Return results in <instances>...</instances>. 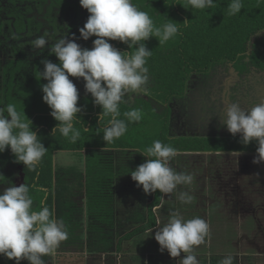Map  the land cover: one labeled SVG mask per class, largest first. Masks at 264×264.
<instances>
[{"label": "trees", "instance_id": "trees-1", "mask_svg": "<svg viewBox=\"0 0 264 264\" xmlns=\"http://www.w3.org/2000/svg\"><path fill=\"white\" fill-rule=\"evenodd\" d=\"M230 2L231 0H214L211 8L199 10L188 6L187 0H132L141 11L148 13L157 27L174 20L178 22L179 31L163 45L159 44L155 37L145 42L152 51L146 63L149 69L147 91L142 93L147 99L137 96L131 100L130 97L138 94L137 92H127L123 96L119 105L121 115L118 118L125 119L127 132L110 144L103 141L104 128L108 126L110 117L105 116L100 120L101 108L93 103L89 93L79 94L78 106L82 111L77 114L73 124L80 132V137L76 143H71L58 129L52 134V129L58 122L50 115L49 106L41 101L42 90L21 93L16 86L22 85V81H16L14 77L15 73H20V69L16 68L14 74L8 75L7 80L10 83L9 86L7 84V89L0 91V107L10 103L16 106L20 103V112L23 114L21 106L23 102L27 103L26 96L34 94V98L31 97L34 111L32 102L31 113L29 111V114H25L32 121L33 130L39 135L38 139L47 148V152L35 170L18 163V175H13V172L6 169L12 161H16L10 150L0 153V186H20L25 183L33 199V210L39 211L42 206H47L54 211L56 219L63 221L68 238L60 243L55 255L73 251L75 246L83 244L82 254L86 252L85 256L89 258L123 253L131 264H147L148 246L154 244L160 247L154 239L153 232L158 231V219L153 209L160 205L161 196L164 194L159 190L145 194L142 187H137L136 182L131 179L130 171L145 162L146 158L138 152L150 147L154 141L159 140L171 145L177 149L178 154L216 153L219 157L222 153L229 154L233 151H256L255 143L245 146L240 142L239 134L233 136L229 132L215 138L194 136L176 140L164 139L163 134V131L168 130L169 121V110L166 106L171 101H182L186 98L197 81L205 83L201 93L204 97L199 107L208 111L207 114L216 109L219 111L217 107L222 104L224 96L229 104L236 102L237 88L232 91L226 89L227 92L224 87L221 90L218 88V80L229 74H236V78L242 80L249 79L254 73L260 75V81L255 84V90H258L255 91L256 99L259 101L260 96L264 94V0H242L243 7L236 15L228 14ZM56 5L61 7L62 2L53 0L49 12ZM49 12L46 13V18L50 17ZM51 19L56 22V17L52 16ZM185 21L187 22L182 23ZM84 24L79 21L70 29L81 28ZM109 42L122 53L135 51V48L129 49L119 41ZM45 59L58 63L54 54L34 61L32 76L40 87L42 84L37 76L39 71H43L44 65L41 61ZM29 63L19 64L23 67ZM12 88H15V91L11 90ZM18 92L22 95L19 102ZM219 93L222 98L216 102ZM195 97L196 95L192 98ZM153 102H156V106ZM162 107H165V111L161 114L159 110H162ZM133 109H140L143 118L139 122L129 123L123 113ZM225 111L223 108L220 117ZM148 121L151 126L150 134L141 136L140 125ZM156 122L166 123L165 127L156 125ZM58 152L72 153L77 157V163L69 167L56 166L54 156ZM171 161H174V158ZM19 178L21 181H17ZM211 198L214 197L211 195ZM194 201L193 197L189 203L192 207ZM168 204L163 206L160 212H170L172 215L174 210H169ZM178 204L185 205L180 200ZM184 208H181V211L187 209ZM211 212V216L215 218L217 215L216 218H219L215 204L212 205ZM195 217L197 216H189L185 220ZM163 221L167 223L165 219ZM214 222L212 220L210 223L215 235L221 231V234H228V231L234 228L231 224L228 229L223 228V225L213 226ZM152 228L151 233L149 229ZM245 231L246 229L242 228L241 233ZM238 234L235 233V236L239 237ZM52 255L42 257L45 264ZM152 259L150 257V260ZM222 259L213 258L210 264H218ZM245 259L250 260V257ZM201 260L203 264L209 262L205 258ZM167 263L171 264L169 261ZM0 264H15V261L0 256ZM20 264H28V261L22 260ZM233 264H238V260L233 258Z\"/></svg>", "mask_w": 264, "mask_h": 264}, {"label": "clouds", "instance_id": "clouds-1", "mask_svg": "<svg viewBox=\"0 0 264 264\" xmlns=\"http://www.w3.org/2000/svg\"><path fill=\"white\" fill-rule=\"evenodd\" d=\"M79 4L89 13L86 23L79 29L80 38L87 41L96 37L93 47H81L74 36H65L48 48L58 63L48 59L41 61L44 68L39 71V76L47 81L41 85L42 100L58 122L52 134L58 129L71 143H76L80 132L74 128L73 121L82 108L78 106L79 91L69 77L82 78L86 93L101 108L100 120L110 117L103 132V141L110 144L127 132L125 119L118 118L123 96L127 92L147 91L149 69L146 63L152 51L145 42L155 37L159 44H165L178 34V22L170 20L157 27L148 13L141 11L132 0H79ZM187 5L203 10L211 8L214 0H187ZM242 7V0H231L228 14L236 15ZM109 41H119L129 49L135 48V51L122 53ZM48 43L42 35L34 40L33 47L36 50L45 49ZM123 116L129 123L143 118L140 109L124 112ZM25 117V112H18L14 104L0 107V153L10 150L16 162L35 170L47 148L33 130L32 121ZM221 121L230 134H239L243 145L255 143L257 155L253 163H264V103H256L247 110L238 103L229 104ZM138 153L146 158L145 162L131 170L130 175L145 194L159 190L167 195L180 185L191 184L193 177L190 174L177 172L170 166V161L178 154L171 145L156 140ZM241 154L233 151L231 156L238 158ZM29 191L23 183L0 192V256L14 260L15 264H20L22 260H27L28 264H45L42 257L54 254L60 243L68 238V233L63 221L56 219L49 207L33 210ZM178 199L188 204L193 197L182 191ZM163 200L164 196H161V203ZM149 231L152 233L153 228ZM208 234L209 225L204 219L195 217L185 220L179 213H173L168 222L155 232L154 239L160 251L166 250L172 258L181 257V253L187 254L179 259L180 264H199L191 253L195 246L205 242ZM220 264H233V257H224Z\"/></svg>", "mask_w": 264, "mask_h": 264}, {"label": "rangeland", "instance_id": "rangeland-1", "mask_svg": "<svg viewBox=\"0 0 264 264\" xmlns=\"http://www.w3.org/2000/svg\"><path fill=\"white\" fill-rule=\"evenodd\" d=\"M62 2V6L60 7V9H58V11L56 12L55 9H51V11L49 12L53 17H56V20L58 21V24H55V29L53 31L52 29H49L48 24H46L47 28L49 29L50 35H55L57 37V39L61 38V37H65V36H69V37H75L76 38V42L78 44L81 45V47L84 48H88L91 49L93 47V40L96 37H91L89 40L84 41L83 39L80 38V33H79V29L80 28H74V29H69L71 28L74 24H78L79 21L80 23H86L87 18L89 16L88 13H86V9H83L79 2L77 0H60ZM70 1V3H69ZM49 11V10H48ZM56 13V14H55ZM4 25V29L0 30V41L4 42V49L3 47L0 46V67L6 65L8 63V61L10 60L9 56V51H7L6 49V43L9 44L16 42L17 40H15L12 37V22L8 25V24H3ZM36 26L38 24H35ZM66 27H68V29H65ZM39 27L36 28L37 31H39ZM19 31H22L21 29H19ZM31 31V30H30ZM54 33V34H53ZM54 37V36H53ZM53 37H51L48 41L51 42V46L52 44H54L57 39H52ZM9 41V42H7ZM24 41V40H23ZM16 45H19L18 43ZM41 50V49H40ZM40 50H36L34 49V47L31 46H27L24 50L25 54L27 55L26 58H29L30 61L31 60H36V58L39 56V52ZM36 53V54H35ZM38 59V58H37ZM25 63V61H24ZM236 74L232 75L229 74L227 77H223L221 79L218 80V88L221 90L223 87L225 89V92H227V90L230 89V91L234 90L235 88L238 89L237 92V98H236V102L232 101V103H238L243 109L247 110L250 107H252L254 104L256 103H264V94H262L260 96V100L258 101L256 99V92L258 90H255V84L258 83V81H260V75L257 74H253L251 76H249V79L246 80H242L239 78H236ZM3 77H5L1 72H0V88L3 85L4 81H6V79H4ZM8 78V77H6ZM38 80L40 79V76H37ZM70 79L73 80L74 84L76 85L79 94L84 95L86 93L85 88H84V81L82 78L77 79L74 77H70ZM39 82L43 85L44 83H47V81L40 79ZM204 84L203 82H199L197 81L194 88H192L190 91V94L188 92L187 97L183 98L182 101L180 100H175V101H171L168 103V105L166 106L169 110V120L172 119L173 121L176 122L177 126H172V133L177 135V136H199L202 135L203 137H209L211 135H216V133L211 130L208 127V124L210 123H214L215 127L222 128V131L224 132L223 129L227 128L225 126H223L222 121L220 120L221 117L223 118L224 113H222V116L220 117V112H223V108H227V106L229 105L228 100L225 98L223 99V102L221 105H218V109L219 111L216 109L214 112H211V114H207L208 111L206 110H201L200 107L197 108V111H193L192 109L190 110L188 107L191 106L192 102H197V105L199 106V104H201L200 102L203 101V97L204 94H201L204 91ZM32 91L34 92L36 90H41V87L36 84V87L31 86L30 88ZM227 89V90H226ZM28 92V93H31ZM139 93V92H137ZM134 94V93H133ZM195 98H192L193 96H195ZM21 93L18 92L17 93V98H18V102L19 99L21 97ZM26 97H28V101L25 104L23 102V106H21V109L25 112L29 114V111L32 109L30 108V106L32 105V100L31 97L34 98V94H28ZM15 98V95H14ZM221 95L220 93L217 94V99L216 102L221 101ZM43 101V100H41ZM230 103V104H232ZM20 104V103H19ZM16 105V109L17 111H21L20 110V105ZM213 103H211L212 105ZM206 105V104H204ZM210 105V104H209ZM142 110V108H141ZM30 111V113H31ZM33 111H34V102H33ZM160 113H164L165 111V107H162V110ZM42 113V112H39ZM194 114V118H190L189 116ZM143 115V113H142ZM199 117H197V116ZM146 116V115H144ZM216 116H218L217 118H215ZM28 117V116H27ZM29 118V117H28ZM27 119V118H25ZM156 125L159 126H164L166 123H162L160 124L159 122L155 123ZM140 125V124H139ZM223 126V127H222ZM141 127V136H148L150 134L151 130V126H150V122H142V125H140ZM147 129V130H146ZM220 129V128H219ZM140 130V131H141ZM163 134L165 135L164 139H167L169 137V135L165 132H163ZM168 136V137H167ZM185 138V137H184ZM174 140V139H172ZM227 155V156H226ZM224 157L228 158V161L226 163V158H222L221 160H217V162L220 164H223L224 169L222 168V171L224 170V174H225V179L224 182H226L227 180H229L231 173L229 172V170H231L230 167V162H232L233 158L231 156V153L226 154ZM256 156H244V155H240L238 158H235L237 160H240V162L237 164L233 163L231 165H237V168L234 170V172L237 171H250L252 169H254L257 164L253 163V159ZM55 165L56 166H61V167H69L72 165H75L77 163V157H74L72 153L69 152H58L55 153ZM209 156L207 157V154L205 153H189V154H177L174 157V161H170V166L173 168L174 166V170L177 172H183L186 174H190L191 176H193V180L191 182L192 187L194 185V181H197L198 178L204 179V175L202 174L201 177L197 178V173H194V169L196 167H216L218 168V166L216 164L213 165V163H211V160H209ZM216 163V162H214ZM259 166H263L262 164H259ZM7 171H11L13 172V175H18L17 173L19 172V164L16 161H12V163H10L7 166ZM226 169V171H225ZM247 175V179H249V181L251 182L254 178H256V176L252 175V174H248ZM194 177H196L197 179H194ZM224 175H220L221 180H223ZM209 179V178H207ZM17 181H21V179H17ZM207 185H208V181H206L205 179V185H203L202 187H200V185L198 183H196V187L198 188V192L196 193V195L194 196L197 200V203L195 202V207L191 206V204H185L183 205H179V199L177 197V190L179 188H177L173 193L171 194H164V202L162 204H160L159 207L156 208L155 212L157 214V219L159 220V224L157 229L159 230V226L162 224H165L163 219H165L166 222H168L171 213L169 212V214H166V212H160V209H162L163 206H165L166 204H168L169 202L171 204H168L169 206V210H171L174 213H179L184 219H187L189 216H197V217H201L202 219H204L208 225H211L210 222L212 220H214L215 222L212 223V225H216V226H224L223 228L228 229V227L231 225L234 226V228H232L231 231H228V235H224V236H219V235H214V239L211 240L212 243V247L214 248L215 245H217V247L220 246V240L222 239H228L229 241V245H228V252L232 253V252H236L238 250H240L239 254L234 253V258H236L238 260V264H248L247 263V256H249L250 253H254L257 249H254V245L256 244V242H260L261 240V245L263 246L262 248H264V204H252L251 198H248L243 206L241 208H239L238 212V208H235L234 204H231L232 202H229V200L231 201V193L228 196L227 200L225 199L224 203L222 204V206H220L218 203L215 204V210L218 213L219 218L217 219L216 217L214 218L211 213V202L207 201L208 205H210L207 209V213H204V207L206 204L205 198L207 195ZM189 188V185H187ZM232 186V183L229 182L228 183V188ZM5 188L7 187H3L2 185L0 186V192H2ZM258 188H260L262 191L264 189V184L260 185V186H254L252 187V194L258 192ZM187 189V188H184ZM215 190L217 191V188L215 187ZM214 194L216 197H219L221 199H223L222 195L215 192ZM251 194V195H252ZM264 194V193H263ZM169 198V202L166 201ZM166 201V202H165ZM221 201V200H220ZM49 205H51V203L49 202ZM174 207V208H173ZM185 207L184 209H186L185 211H181V208ZM190 207V208H189ZM163 210V209H162ZM255 214L256 217L254 216V219H252L253 217H251V215ZM212 218V220H210ZM256 219V220H255ZM210 220V221H209ZM86 221V220H84ZM83 221V223H84ZM212 229V226H209ZM217 228V227H216ZM242 230V228H245L246 231L241 234L239 237L235 236V233H237V229ZM222 233V231H221ZM220 233V234H221ZM213 237V236H211ZM219 237V238H218ZM207 238H205L206 240ZM217 240V242H216ZM132 241V240H131ZM130 241V242H131ZM206 241L199 245V246H195L193 249L192 253H197L199 248L204 247ZM124 245V244H123ZM82 246L83 244H80L78 246H75L73 248V251L70 252H65V253H61V254H57V255H53L52 257H50L51 259L54 258L55 256L58 255H67L72 256V254H82ZM125 249V246H123V250ZM258 252H261L264 256V249L262 250L261 248L258 249ZM86 253V252H85ZM163 254V258L165 260H168L169 262H172V257H170V255L167 253V251L165 250ZM49 258V260H51ZM242 258V259H241ZM263 259V258H261ZM88 260V264H131V262H129V258L127 257L126 254L123 253H110L107 256H102L101 258H89L87 257ZM264 262V261H263ZM50 264V263H49Z\"/></svg>", "mask_w": 264, "mask_h": 264}, {"label": "flooded vegetation", "instance_id": "flooded-vegetation-1", "mask_svg": "<svg viewBox=\"0 0 264 264\" xmlns=\"http://www.w3.org/2000/svg\"><path fill=\"white\" fill-rule=\"evenodd\" d=\"M53 3V0H0V30L2 32V30L4 29V25L3 24H10L12 22V26L13 28H11L12 30V37L17 40L16 42L10 43L9 44L6 43V49L7 51H9V58L10 60L8 61V63L6 65H4L3 67H0V72L5 76L3 77L4 79H6V81H4L3 85L0 88V91L2 89H7V84L9 86V81L7 80L8 75L12 74L13 72H15L16 68L20 69V73L17 72V74H14V77L17 80L22 81V85H18L16 86L17 88L20 89V92H31L32 90L30 89L31 86L36 87V83L34 80V77L32 76L34 74V60H31L29 58H26V54L24 50L27 46H31L33 47V42L34 40L39 37V36H45L48 40L53 37L52 39H57V37L55 35H50L49 29L56 28L55 24H58V21L56 20L53 21L51 19L52 15L50 14V17L47 16L46 18V13H48L49 11V6ZM53 9L56 10V12L58 11V9H60L59 6H54ZM55 22V24H54ZM35 24H38L37 26ZM46 24H48L49 29L47 28ZM39 27V31L36 30V28ZM19 29H21L22 31H19ZM65 29H68V27H66ZM70 29V28H69ZM31 30V31H30ZM47 34V35H46ZM54 34V33H53ZM24 40V41H23ZM58 40V39H57ZM19 45H16V44ZM1 47H3L4 49V42L0 44ZM51 47V42L48 43V45L46 46L45 49H41L39 52V56L36 58L35 61L43 59V58H47L48 55H50L49 53V49ZM36 54V53H35ZM14 63H11V62ZM25 61V63H24ZM23 62L24 64H28V66H23L20 65L19 63ZM25 77V79L23 77ZM11 90L15 91V88H12ZM141 97L144 96L142 95V93H138V94H134L130 97L131 100L132 97ZM146 99L147 97L144 96ZM22 98V96H21ZM128 99V100H130ZM150 101V100H149ZM129 103H131V101H129ZM153 104L156 106V102H153ZM199 106L197 105V102H192L191 106L188 107L190 110L192 109L193 111H197V108ZM197 116V115H196ZM191 119L194 118V114L189 116ZM199 117V116H197ZM172 126H177L176 122L173 121L172 119H170L168 121V130L163 131L166 133V135H169V139H178V138H183V137H194L192 135L190 136H177L175 134L172 133ZM224 126V125H223ZM222 126V127H223ZM208 127L210 128V131L213 130L216 135H211L210 138L212 137H218L220 135H227L228 131L226 129H223L224 132L222 131V128L219 127H215L214 123H210L208 124ZM202 136V135H199ZM206 137V136H205ZM167 138V139H168ZM232 153V152H231ZM207 154V157L209 156V160H211V163L216 164L218 166V168L214 167H196L194 169V173L196 172L197 178L201 177L202 174L204 175V179L198 178L197 181H194V185L192 187V184H188L189 188L187 185H180L177 188H179L177 190V197L179 196L180 192H188L192 197H194L196 195V193L199 191L198 188L196 187V183H198L200 185V187H202L203 185H205V179L206 181H208V185H207V195L205 198L206 204H205V209H204V213H207V209L206 207H209L210 205H208L207 201L211 202V207L213 204H219L220 206H222V204L224 203L225 199L227 200L228 196L232 195L231 197V201L229 200V202H232L231 204L235 205V208H238V212L241 211L239 210V208H241L244 204V202L248 199L251 198L252 204H264V189L263 191L258 188V192L252 194V187L254 186H260L262 184H264V163L263 166H259L257 165L254 169L250 170V171H237L234 172V170L237 168L238 163L240 162V160H237L235 158H233L232 162H230V169L229 172L231 173V176L229 178V180H227L226 182H224L225 179V174H224V170L222 171V168L224 169V165L223 164H219L217 162V160H221L222 158H226V163L228 161L227 157H224L226 154H220L221 156H217L218 154L216 153H205ZM241 155H246V156H256L257 153L256 151L253 152H243ZM227 156V155H226ZM216 162V163H214ZM237 164V165H231V164ZM175 167V166H174ZM173 167V169H174ZM226 171V169H225ZM224 175L223 180H221L220 175ZM248 174H252L254 176H256V178H254L251 182L249 181V179H247V175ZM196 177H194V179H197ZM209 178V179H207ZM231 182L232 186L228 188V183ZM215 187L217 188V191L215 190ZM187 188V189H184ZM214 191L221 194L223 199L216 197L214 194ZM176 192V191H175ZM252 194V195H251ZM211 195L214 198H211ZM164 196V195H163ZM194 207H195V202L197 203L196 198L194 197ZM221 200V201H220ZM169 201V198L166 200ZM165 201V202H166ZM164 202V201H163ZM162 202V203H163ZM160 202V204H162ZM211 209V208H210ZM212 213V212H211ZM220 216V214H219ZM218 216V217H219ZM254 216L256 217L255 214L251 215V217H253L252 219H254ZM217 217V215H216ZM256 220V219H255ZM156 231H154L153 233H155Z\"/></svg>", "mask_w": 264, "mask_h": 264}, {"label": "crops", "instance_id": "crops-1", "mask_svg": "<svg viewBox=\"0 0 264 264\" xmlns=\"http://www.w3.org/2000/svg\"><path fill=\"white\" fill-rule=\"evenodd\" d=\"M1 43H3V41H0V44ZM132 99H134V98L132 97ZM209 226H211V225H209ZM237 231L239 233L238 236H240L242 234L241 230L238 228ZM214 235L215 234H214L213 230L209 227V234L206 237L207 239L205 240L206 241V243L204 244L205 246L202 248H199L197 253H191L192 255L196 256L199 264H203L201 258H205L207 261H209L208 264H210V263H212L213 258L219 259V258H224L226 256H232L234 258V253H236V254L240 253V250H238L236 252H232V253L228 252V245H229L228 239L220 240L221 241L220 246L217 247V245H215V247L213 248L211 246L212 245L211 240L213 239ZM216 235L224 236V235H228V234H216ZM211 236H213V237H211ZM216 242H217V240H216ZM253 245L255 247L254 249H257V250L254 253L249 254L248 258L250 257V260L247 259V263L250 262L251 264H264V262H263L264 256H262L263 254L261 252H258L259 248H261L262 250L264 249V248H262L263 246L261 245L260 242H256V244H253ZM164 252H161L160 247L155 246L154 244L152 246H148V248H147L148 254L146 255L147 264H149V263L150 264H168L167 263L168 260L163 259L162 253H164ZM82 255L83 254H81V253L77 254V255L72 254V256H69V257L67 255H65V256L64 255H58V256H55L54 258H52L51 260L48 259L46 264H49V263L50 264H88L87 257L85 256L86 253H84L83 256ZM183 255H187V254L181 253V257L173 258L171 264H180L179 259L182 258ZM150 257H152L153 259L150 260ZM261 258H263V259H261ZM218 264H220V262Z\"/></svg>", "mask_w": 264, "mask_h": 264}]
</instances>
